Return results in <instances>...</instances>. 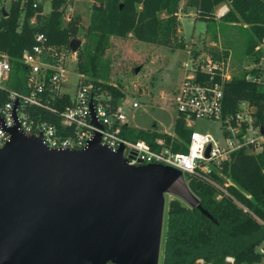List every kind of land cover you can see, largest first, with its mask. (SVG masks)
<instances>
[{
  "label": "trees",
  "instance_id": "16d2710c",
  "mask_svg": "<svg viewBox=\"0 0 264 264\" xmlns=\"http://www.w3.org/2000/svg\"><path fill=\"white\" fill-rule=\"evenodd\" d=\"M181 1L93 0L89 23L82 28L79 16L63 24L67 0H50L48 14L43 13V5L34 9L33 0H27L23 6L20 0H12L7 10L1 7L0 0V55L6 56L11 65L7 88L28 90L27 69L20 57L35 44L37 34L45 36L47 45L67 52L70 41L77 39L81 30L85 42L76 53V73L95 90L110 92L113 103H117L123 98L121 90L101 82L107 78L109 70L108 62L103 59L109 38L131 35L141 43L184 49L186 45L178 36ZM223 4L229 11L222 21H241L249 26L252 36L245 53L252 55L264 34V0H185L183 11L195 10L196 16L209 28L214 21V9ZM207 54L220 59L211 48ZM254 57L258 61L260 55ZM245 75L233 76L224 84L223 114H233L240 102H248L255 107L256 124L263 126L264 86L247 81ZM6 98V91L0 89V107ZM28 111L32 118L59 127L56 114L34 108ZM153 130L130 129L128 137L152 145L156 138L163 136ZM174 132L180 139L188 140L189 130L181 118L176 120ZM185 150L176 145L172 149L173 152ZM185 177L189 192L216 223L196 208L171 199L166 209L161 264H259L263 255L258 249L264 246V143L262 151L256 155L244 150L235 152L229 162L211 174L212 182L220 187H224L227 180L231 183L224 188L229 196L217 199L219 192L213 185L194 176Z\"/></svg>",
  "mask_w": 264,
  "mask_h": 264
},
{
  "label": "water",
  "instance_id": "95a60500",
  "mask_svg": "<svg viewBox=\"0 0 264 264\" xmlns=\"http://www.w3.org/2000/svg\"><path fill=\"white\" fill-rule=\"evenodd\" d=\"M80 47L79 39L69 43L73 53ZM6 131L0 264H159L164 194L177 180L184 183L179 171L129 166L122 148L112 153L98 134L83 150L62 151L17 126ZM194 208L216 223L198 202Z\"/></svg>",
  "mask_w": 264,
  "mask_h": 264
},
{
  "label": "built area",
  "instance_id": "2783aa9c",
  "mask_svg": "<svg viewBox=\"0 0 264 264\" xmlns=\"http://www.w3.org/2000/svg\"><path fill=\"white\" fill-rule=\"evenodd\" d=\"M43 1L33 0L32 7L37 8ZM20 2L23 6L27 0ZM217 8L214 16L221 19L228 8L226 5ZM70 19L67 16L65 20L68 22ZM259 49L264 54V34ZM71 55L76 57V53L71 50L66 52L47 45L45 36L37 34L35 44L29 50H24L20 57V62L27 69L28 90L7 88L11 65L6 56L0 55V89L6 91L7 97L0 107V148L9 141L6 130L15 126L22 135L40 137L49 149L62 151L83 150L98 134L100 145L112 153L122 148L121 154L127 165L140 167L154 164L173 168L182 177L194 176L213 185L219 192L217 199L222 195L229 196L224 188L231 183L227 180L224 187H220L212 182L211 174L219 171L223 163L229 162L235 152L244 150L256 155L262 151L264 125L256 124L253 105L240 102L235 113L223 114V87L232 77L226 73L224 62L219 59L209 54L205 58H190L182 69L183 77L170 100L175 112L174 124L178 118L183 120L185 128L189 130L188 140L180 139L174 128L172 133L153 130L163 136L156 138L150 145L142 139L128 137V130L135 128L127 123L123 113L124 98L113 103L110 92L95 90L81 76L75 85L74 94L70 96L65 93L64 64ZM257 70L259 76L248 74L245 79L264 86V66ZM65 99L67 102L64 103ZM139 107L137 101L131 103V109ZM29 108L56 114L59 127L32 118ZM92 113L97 125L92 122ZM198 120L217 122L220 138L193 130V124ZM175 145L183 146L186 150L173 152ZM258 250L264 258V246ZM226 259L231 260L230 257Z\"/></svg>",
  "mask_w": 264,
  "mask_h": 264
},
{
  "label": "rangeland",
  "instance_id": "374dc122",
  "mask_svg": "<svg viewBox=\"0 0 264 264\" xmlns=\"http://www.w3.org/2000/svg\"><path fill=\"white\" fill-rule=\"evenodd\" d=\"M12 0H1V7L8 9ZM93 0H67L64 7L63 24L68 17L79 16L82 28L89 23L90 8ZM185 0L180 3V32L178 36L184 41V49H170L166 46L147 44L136 41L131 35L126 38H109V46L104 60L108 62L107 78L102 83L116 86L123 93V113L127 123L141 130L172 133L175 112L171 98L183 77V67L190 58H205L208 48L217 53L224 62L226 73L230 76H240L246 73L259 76L258 67L264 66V54L259 49L260 42L253 49V54L245 53L247 41L251 37L249 26L242 23H227L214 16L213 24L206 29V23L201 21L195 10L183 11ZM43 13L50 11V2L43 1ZM225 5V4H223ZM221 5V6H223ZM227 6V5H226ZM228 11L229 7L227 6ZM215 8L213 13L217 11ZM228 13V12H227ZM226 13V14H227ZM77 39L84 45L83 31L80 30ZM226 54V56H224ZM255 54L260 55L255 61ZM76 57L69 56L64 64L65 93L72 96L79 79L76 73ZM138 69L137 72L135 70ZM137 101L139 109H131V103ZM193 130L209 133L220 138L219 124L213 121L198 120L193 124ZM186 185V177H183ZM189 194V193H188ZM181 184L171 186L164 194L165 215L163 220L159 264L162 260L163 239L166 226V209L171 199H178L185 206L194 207L196 199L189 196ZM259 264H264V258Z\"/></svg>",
  "mask_w": 264,
  "mask_h": 264
},
{
  "label": "bare ground",
  "instance_id": "6f19581e",
  "mask_svg": "<svg viewBox=\"0 0 264 264\" xmlns=\"http://www.w3.org/2000/svg\"><path fill=\"white\" fill-rule=\"evenodd\" d=\"M176 184H181V185L183 186V188L185 189V192H186L187 194L189 193L188 190H187V188L184 186V184H183V182H182L181 179L177 180L172 186H174V185H176ZM188 195L191 196L190 193H189Z\"/></svg>",
  "mask_w": 264,
  "mask_h": 264
},
{
  "label": "crops",
  "instance_id": "0c3cea01",
  "mask_svg": "<svg viewBox=\"0 0 264 264\" xmlns=\"http://www.w3.org/2000/svg\"><path fill=\"white\" fill-rule=\"evenodd\" d=\"M206 29H207V27H206ZM185 186V185H184ZM186 187V186H185ZM189 192V191H188ZM190 193V192H189ZM195 198V197H194ZM196 199V198H195Z\"/></svg>",
  "mask_w": 264,
  "mask_h": 264
}]
</instances>
